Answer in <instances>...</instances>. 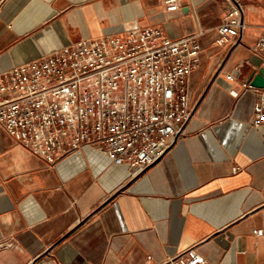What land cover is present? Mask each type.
Returning <instances> with one entry per match:
<instances>
[{"label": "crops", "instance_id": "0c3cea01", "mask_svg": "<svg viewBox=\"0 0 264 264\" xmlns=\"http://www.w3.org/2000/svg\"><path fill=\"white\" fill-rule=\"evenodd\" d=\"M238 3L241 42L218 45ZM147 26L200 33L193 117L140 172L89 146L49 163L0 125V264H169L190 247L209 264H264V123L259 93L243 86L263 66L252 47L264 0H182L177 11L164 0H0V73Z\"/></svg>", "mask_w": 264, "mask_h": 264}, {"label": "built area", "instance_id": "2783aa9c", "mask_svg": "<svg viewBox=\"0 0 264 264\" xmlns=\"http://www.w3.org/2000/svg\"><path fill=\"white\" fill-rule=\"evenodd\" d=\"M181 1L164 3L177 11ZM246 26L238 3L219 25L216 43L238 45ZM199 36L171 38L147 26L86 38L17 65L0 73V125L52 164L89 146L143 171L169 150L195 113L190 77L200 65ZM252 50L264 66V31ZM243 86L259 93L254 124H263L264 88ZM167 263L209 261L190 247Z\"/></svg>", "mask_w": 264, "mask_h": 264}, {"label": "water", "instance_id": "95a60500", "mask_svg": "<svg viewBox=\"0 0 264 264\" xmlns=\"http://www.w3.org/2000/svg\"><path fill=\"white\" fill-rule=\"evenodd\" d=\"M248 83L257 88H264V66L254 69L248 77Z\"/></svg>", "mask_w": 264, "mask_h": 264}]
</instances>
